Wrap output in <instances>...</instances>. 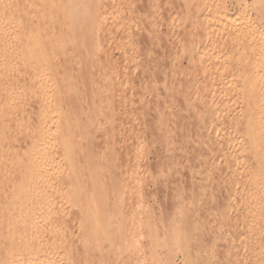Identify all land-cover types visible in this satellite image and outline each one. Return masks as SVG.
I'll list each match as a JSON object with an SVG mask.
<instances>
[{"label":"bare ground","instance_id":"bare-ground-1","mask_svg":"<svg viewBox=\"0 0 264 264\" xmlns=\"http://www.w3.org/2000/svg\"><path fill=\"white\" fill-rule=\"evenodd\" d=\"M201 1L202 0H195L194 2L200 5L202 3ZM194 2L190 5L192 6ZM154 3L155 0H0V264H94L92 262H96L94 259L95 255L93 256L92 253H90L92 247L98 248L100 252L99 256L100 259L102 256V260H104V257H109L107 255L111 254V251L114 249V251L118 252L122 260L121 263L124 264V235H126L125 233L129 229L134 230L143 227V225L145 226L146 223L150 222L153 218H162L164 217L163 215L167 216L169 219L172 218V220H170L174 222L180 215L182 218V215H188L190 213L193 215L196 213V210L194 211L191 207L187 208L183 202L186 196L184 198L180 192H185V189L182 190L183 187H181V191L179 188L176 189V187L175 189L180 191L175 190L177 193L173 189L175 186L180 185L182 178H184L182 173L183 171H187V168L183 170L185 166L188 165L190 171L194 166H197V164L195 165L196 161L193 163V159L198 158L196 157V153L200 149L198 147L195 149L194 145L200 148L206 146V152L207 154L211 152V157L212 153L220 154L222 157L221 154L225 153L224 149H226L224 146H228V142H231V139L234 142L236 141V144H229H233V149L229 147L232 149L231 153L228 151L229 154L227 153L228 155H226L225 153L222 157V172H224L223 175L228 174L227 177L229 175L232 177L238 172H236L238 160L240 158L244 159L245 165L241 166L242 171L240 173V176L244 179L240 178L238 175L239 173L237 174L238 176H236V179L239 177L241 180H244H239L241 185L242 182L244 183V187L241 186L243 188H240L241 190L243 189L242 196L240 198L238 197V200H241L240 205L242 204V213L236 210V207L240 206L238 201H235L237 203L236 205L233 202L232 211L238 212L237 219H240L239 216H241V219H243L240 220L241 222H244V219H246L244 224H246L245 231L248 235L253 231L250 229L252 223L251 216L255 214L252 211L254 207L251 208V206L257 200L258 204L255 206H264V190L261 192L257 191V189H259L257 187L260 183H262V185L264 184V159L260 149L257 152L255 151V148H259V146H257L258 142L262 141L261 139L264 138L262 134V132L264 133V127H262V125L264 126V122L261 124L259 120L254 121L255 118L252 110L254 107L251 100L248 104L244 103L247 105V107H245L247 111L244 110L243 120L238 117L242 121L234 117V119L232 118L230 120L231 122L227 120L229 123L225 127L222 125L224 120L221 122L222 124L216 122L215 117L219 113L222 114L224 111V109L223 111L221 109L222 104H220V106L210 105V108L208 103L204 105L201 101V98H203V96L206 97L207 94V98L209 97L213 100L216 93V88L212 87V85V88H210L211 90L209 89L210 91L205 90L207 89L205 87L208 86L209 80L207 79V84L204 82L207 76V69L202 67H206L207 63H212L211 58H213V56L206 46H202L203 44H200V48L197 52L191 55L192 61L189 63L191 66L188 65V68L182 70L183 74L185 73V75L189 74L188 76H191V80H197L198 77L196 78V76L198 75L202 77L201 79L205 77L203 79L204 83H199L200 85L197 84L196 95L191 98V100L188 99L187 102H185L187 104L186 107L189 105V108H192V111L189 108H185L188 109L186 110L188 113H190V111L193 113V115L190 113L191 116H194L191 123L194 125L192 128H197L199 130L196 129L198 132L194 130V137H192L193 133H189L188 130L185 134L189 136L188 138L190 141L193 139V141H195L190 143L192 145L194 143L191 150H194L193 152L196 151V153L193 155V152H190L195 157L193 159L191 158L192 155L190 156L191 159L189 157H183L184 159L188 158L186 162L183 159L184 163L187 164L185 165L183 163V168L180 165V161L179 164L178 161L177 164L173 162L174 160H179L178 158H174V160L171 159L175 165H180L179 167L182 168L179 169L178 166L174 165V167H178L180 171L182 170L181 173L179 170H176L177 168L171 166L173 170L175 169L179 172L178 177L180 178L182 176V178L181 181L179 179V184H177V172L175 175L177 179H174L175 176H173L174 178L170 177L174 179H171L174 182L170 180L169 186H171V183L172 186L169 187V191L171 192L172 188L175 192L174 194H177L175 195L176 199L174 198L176 201L174 200L171 202L172 204L174 203V205L171 204V206H173L172 213L170 209H168L171 213L169 214L170 217L156 210L154 207H147L148 198L156 195L158 192L155 187L159 189V185H162L161 176H163L162 174L164 171V168L162 169L164 166L163 164H166L165 169H172L169 167L170 165L167 166V163L164 162L165 159L176 157L175 153L178 155L179 152L177 153L175 148L182 144L180 142H178L180 143L178 145L173 143L175 147L171 146V144H164L165 152L168 150V152L175 151V153L173 152L172 156L169 154L170 152H166L169 156L165 157V159L162 158L164 159V163H162V160L156 159L155 161H157V163L160 162L158 164L153 163L156 164L154 165V169H156L154 173L151 172L152 174L147 176L143 174L145 169L144 165L148 163L144 162L148 155L145 153H148L147 150H149L151 145L147 143L153 140L152 143L161 145L164 140L170 139V136L173 142H176V140H183L184 143L189 142L188 139H184L187 138L186 136L181 137L182 140H178L181 134L184 135L183 131L179 128L176 129L181 131L178 130L180 134L173 133V137V135L169 133L171 125L177 121L175 122L173 120L174 123L172 124L173 113L172 117L170 116L171 118H169L168 114L171 113L170 111L168 114H164V112H160L159 114V111L163 109L162 107L158 112L155 111L156 114L158 113L157 115H159V117L156 115L157 118H161V120L158 119L159 122L157 121V123L165 120L164 115L167 116L169 120H165L163 126L161 124L162 122L160 123L161 125L157 123L151 124L150 122L151 129L153 128L152 125H154V130L152 129L153 131H151L148 127L150 124L147 125L146 128L148 129L145 130L148 131L150 129L149 132H147L148 134L146 133L149 135L147 142V139H144L147 136H145L144 132L146 131L143 130V128L145 127L144 124H147L149 121L148 116L150 113L148 110V103L146 105L145 101L141 102L140 100L141 103L145 102V106L148 107L147 111L145 109L146 107H141L142 110H134V112L140 113L145 109L148 113L145 114L142 112L140 115L135 113L139 115H136L137 119L131 118V115L133 116L134 113H131L129 118L125 116L126 119L124 120L127 122V125H125L126 132H124L125 129H121L123 126L120 119L116 121V118H119L117 115L120 114L117 111H121V108L116 110L115 107L118 108V105L120 107L122 104L119 99L118 102L116 101L119 95L124 96V93L120 94L122 92H118L121 90L120 85L118 88V84L121 83V77L126 74L128 68L132 69L133 66H135L137 69L140 66L139 63V66L134 65L137 64L139 60L142 61L141 58L138 57L140 56L139 53L135 55L137 49H139L138 51H140V49L143 50V48L147 50V48H145L147 45L148 50L149 48L152 49L153 44L151 45V43H153V38L155 39L159 36L157 33L158 30L155 28L154 30L156 31H154L151 28L152 26H156L153 24L157 17L155 15L157 12L155 13ZM171 3L173 2H170V4ZM187 3L189 4L190 2ZM191 6L190 9H192ZM213 6H215V4ZM194 7H196V5ZM147 30L151 31H149V35ZM146 38L149 40H146ZM157 39L155 41H157ZM143 40H146V43L150 41V43L145 45L146 43L143 42L145 46L142 47L141 43ZM200 41L202 40L200 39ZM199 42H196V44L199 45ZM149 51L151 52V50ZM116 52L119 54V58L121 56L123 59L120 61L128 59L133 62L126 61V65L132 63L133 66L131 68V64H129L127 68L123 65V69L126 68V71L124 70L122 74V69L118 66L120 64L117 63V65L115 63V58L119 61L114 55ZM143 64L144 62L141 65ZM210 64L208 65L210 66ZM141 67L143 68V66H140V68ZM125 89L123 90L125 91ZM125 96L121 97L122 100L125 99ZM125 100L123 102H125ZM203 101H205L204 98ZM138 102L137 104H139ZM141 103L139 104L140 106H142ZM121 106L123 107V105ZM137 108H139V106ZM165 110H167V108H165ZM142 114H145V116L147 115L144 117L147 118L148 121L143 119ZM140 116L142 118H140ZM142 119L145 120L146 123L142 121L139 122V124H142H140L141 127L139 128L134 123ZM194 120L197 121V126H195L196 123ZM166 123L167 125L170 123L169 129H167L168 126ZM119 124H121V126H119ZM155 124L156 126L158 125V127H155ZM143 125L144 127H142ZM212 125H216V130H218L217 134L214 133L215 135L211 132L212 130H209ZM119 128L123 130L122 137H125V135L128 137V142L124 141L123 152H130L127 154V157H130V160H128L129 158L127 160L130 162H126L127 160L124 162V159V166L122 169L119 168L120 163H117V160L121 158L120 155H122L120 154L119 147L117 160L115 156L117 150L116 144L120 145L122 140ZM155 128H157V130H155ZM240 129H242L240 132H242L244 136L237 132ZM172 130L176 132L173 126ZM172 130L170 129V131ZM137 131L143 134L139 135ZM238 133L241 135L242 139L237 137ZM176 134L180 136L178 135L179 138L175 140L173 138L177 137L175 136ZM228 135H232V137H228ZM119 137L121 140H119ZM98 138H102L103 148L100 147L99 149L97 147L100 144L102 145V143H98L99 145H96L97 148L94 145V148L97 149L96 152L94 151L95 149L93 150L92 145L101 140H98ZM125 139L126 137L124 140ZM22 140L25 145L23 144L24 147L22 146L23 148L20 150ZM172 140L170 142H172ZM240 140H243V142H239ZM263 141L261 143H263ZM18 143H21V145L19 146ZM90 145L92 147L91 150L88 148ZM121 146L122 144L120 147ZM187 147H190L188 143L186 144V148ZM182 148H185L184 144ZM229 148L227 147V149ZM189 150L190 149L187 151ZM245 151H247L248 154H245ZM165 152L164 155H166ZM183 154L185 155L182 156L190 155L189 153H187L189 154L187 155L186 152ZM123 155L124 157L126 156L125 154ZM220 156H218V158ZM124 157L122 156V159ZM191 160L194 164L193 166L191 163L193 167L189 166V163H187V161L191 162ZM120 161L121 159L119 162ZM200 161L202 160H198L197 162ZM204 161L203 167H198L199 169L195 167L196 170L194 172L198 176L192 174L193 171L190 172L188 170L191 173L189 174V176L191 175L190 178L192 177L191 180L187 183L186 181L185 183H182L183 181L181 182L182 184L188 185L189 182H191V188L188 187L190 188L189 190L192 196H194L192 201L195 199L196 202L201 200L197 195H203L204 187L208 188V184L206 185V183H208L206 182L207 178L212 176V179H216L217 177L215 171L213 172L212 169L211 171L215 173L214 176H216L213 177V175H211L212 173H209L210 167L208 166H211V163L207 160ZM211 162L214 165L212 160ZM173 163H171V165ZM200 163L202 166V162ZM219 164H221L220 161ZM198 166H200L199 163ZM205 166L209 168V172L204 169ZM217 167H219L218 164ZM202 168L203 171L206 170V173H209L210 176L209 174H204V172L201 171ZM170 169L168 171H171ZM218 169L219 168L215 170L219 172ZM187 174L188 173H186V175ZM195 176L197 179H195ZM168 183L166 185V183L163 182L164 187L168 186ZM255 183H259L258 186L255 185ZM235 187H237V185ZM255 187L257 189H255ZM153 188H155V190ZM161 189L159 191H161ZM172 193L170 194L172 195ZM206 193L208 192L206 191ZM170 194L167 195L170 196ZM174 194L171 199L174 197ZM180 194L181 198L178 197ZM183 194L187 195V193ZM233 196L235 197V195H232V197ZM225 197L228 199L232 198L231 195L228 196V194ZM228 199L225 200L226 204L225 201L223 202L225 205H227ZM198 202L201 204V201ZM214 204L212 205L213 207ZM225 205L222 207L225 208ZM230 212H226L227 214L224 212L223 214H225L226 217L229 214L232 216ZM235 215L236 214H234V216ZM234 216L232 217L234 218ZM196 217H198V215ZM222 218L225 219V216ZM254 218L256 219V217ZM255 219L253 222L256 221ZM222 221H220V223ZM225 221L228 222L227 220ZM262 227H264V225ZM112 234L115 236L118 235V239L109 245H105L106 242H103L105 237ZM248 241L251 242L250 237ZM248 241L246 240L244 245L247 244L249 245L248 247H250L252 243L249 244ZM104 250L107 251L105 252ZM131 252L132 251L128 253L129 256ZM100 263H102V261H100Z\"/></svg>","mask_w":264,"mask_h":264},{"label":"rangeland","instance_id":"rangeland-1","mask_svg":"<svg viewBox=\"0 0 264 264\" xmlns=\"http://www.w3.org/2000/svg\"><path fill=\"white\" fill-rule=\"evenodd\" d=\"M169 1L173 2V3L170 4ZM169 1H167V0H162V1L161 0H158V1L155 0V3H154L155 13L156 12L158 13V14L156 13L155 15L158 18L156 17L157 22L156 21L153 22V24L156 26H154V27L152 26L151 28H152V30H154L155 28H156V30H158L157 33L159 34V36H157V38L158 37L159 38L158 39L153 38V43H151V45L153 44V47H152V49L149 48V50H151V52L148 50L147 44L150 43V41L148 43H146L147 42L146 40H149L147 38L145 40L146 42L143 40L141 43L142 47L147 45L145 47V48H147V50L146 49L144 50V48H143V50L140 49L141 52L138 51L139 49H137V51L135 52V55H137L139 53V55L141 56V54H142L141 57L140 56H138V57L141 58V60L144 62V64L141 65L143 62L138 59L139 62H137V64H134V65L139 66V64H140V66H143V68L142 67L140 68V66H139L136 69V67L133 66V64H132L133 63L132 61H129L128 59L124 60L125 62L120 61V60H123L121 58V56H120V58H121L120 59L119 54L117 52L116 53L118 55L116 53L114 54L120 61V63H119V61H117L115 58L116 64L118 63L121 66L125 65L126 67H127V65L129 67V64H131L130 65L131 68L133 66L132 69L127 67L129 70L127 69V71H126V68L123 69L124 66L121 67L120 65L117 64L122 69L121 74L124 73V70L126 71V74H124L123 77H121L123 80L121 79V83L118 84V88L120 85V89H121L118 92H122L120 94L124 93V96L126 95L125 96L126 100L125 99L122 100L121 97H124L123 95H121V96L119 95V98H117V101L115 100L116 102H118V99H119V101L122 102L121 105H123V107L121 105H120V107L118 105V108L115 107L116 110L121 108V111L119 110L120 112L117 111L120 114L119 115H117L118 113L116 114L117 117L119 116V118H116V121L118 119H120V122L123 126V128H121V129H125V127H126L125 125H127L126 120H124V119H126L125 116L129 118V115L131 113L132 114L134 113L133 116L131 115V118L137 119L136 115H138V114L140 115V113H142V112H144L145 114L148 113V112H146L147 108H148L145 106V102H146V105L148 103V106H149V108H148L149 113L152 115L149 114V116H148L149 121H148V119L145 118L147 115L145 116V114H142L143 119H146V121H148L147 124H144L145 127H144V125L142 126V127H144L143 130L148 129L146 127L148 124H150V122H151V124H154V123H157V121L159 122V120H161V118L160 119L157 118V116L159 117V115H157L158 113L156 114V112H158L160 109L163 108L161 111H159V114H160V112H164V114H166V113L168 114L171 112L170 113L171 115L170 114H168V115H169V118H171L172 113H173L172 124L174 123V121L178 122V123L177 122L176 123H177V126H179V127H177L176 123H174L175 125L174 124L171 125V128H170V123H168L169 125H167V123H166V125L168 126L167 129L170 128L172 130V126L175 127L174 131H176V132H173V130L170 131V129H169V133L171 135H173V137H174L173 133H179L180 130H182L184 133V135L181 134V136L179 135L180 133L178 134L180 136V138L186 136L185 134L187 133L186 132L187 130L189 131V133H193L192 134L193 136L192 135L191 136L194 137V130L197 131L198 129L196 128L197 129L196 130V129L192 128L194 126L193 124H191L192 120L194 118V116H191V114L193 115V113H191L192 108L191 107L189 108V105H188V107H186L187 104L185 102H187L188 99L191 100V98H193L196 95V93H197L196 90L198 87L197 84L202 83L203 79L205 77L203 79H201L202 77L198 75V76H196V78L198 77L197 80L196 79L191 80L192 79V78L190 79L191 76H188L189 74L188 75L187 74L185 75V73L183 74L182 70H184L185 68H188V65L191 66L189 64L192 61L191 55L193 53L197 52V50L200 48L199 47L200 44H203L202 46H204V47L206 46L207 49H209L210 54H212V56H213V58H211L212 63L211 62H210L211 64L207 63L206 67H202V68L207 69V76L205 78L206 81L204 79V82L206 83L207 79L210 82V83L208 82V86L205 87L207 89H205V90L210 91L211 90L210 88H212V87L216 88V91H215L216 93H215L214 98H213L214 101L209 97L207 98V96H208L207 93H206L207 94L206 97L203 96L206 103H205V101H203V98H201V101L204 103V105L208 103L209 106L210 105L220 106V104L223 105V108L221 105V109H222V111L224 109V111L222 112V114H220V113L218 114L219 117H218V115L215 117L216 122H219L220 124L223 123L222 125L225 127L229 122H231L230 120L232 118L234 119V117L237 120L239 119V121L241 120L240 118H242V120H243V118H244L243 113H245V111H247L246 110L247 108L245 109V107H247V105H245V104H248L252 101L251 103L254 107V109H252L253 115L255 118L254 121L259 120V122H261V124H263V122H264V0H225V1L224 0H219V1H217V0H202L201 2L203 4L201 3L200 5H199V3L196 4L194 2L195 0H179V1L178 0H169ZM156 2H157V6H156ZM165 2H167V3H165ZM187 2H190V3L188 4ZM192 2H194L192 5L193 7L190 5ZM184 3H185V5H184ZM209 3L210 4L212 3V4L210 5ZM165 4H167V5H165ZM214 4H215V6H213ZM195 5H196V7H194ZM190 6L192 9H190ZM208 6H209V8H208ZM199 8L202 10H200ZM174 12L176 15L174 14ZM156 30H154V31H156ZM200 30H201V32H200ZM149 31L147 32L148 35L150 34ZM180 33H181V35H180ZM146 34H145V36H146ZM156 39H157V41H155ZM200 39L202 41H200ZM169 41H171V42H169ZM143 42H145L146 44L144 43L145 44L144 45ZM196 42H199V45H197ZM138 45H140V44H138ZM137 47H140V46H137ZM157 47H159V48H157ZM151 55H154V56H151ZM177 55H179V56H177ZM153 57H156V58H153ZM127 60H128V62H132V63H129L126 65ZM121 63H123V64H121ZM151 64H152V66H151ZM208 64H210V66ZM176 67H178V68H176ZM180 67H181V69H180ZM209 68H210V70H209ZM180 71H181V73H180ZM182 76H184V77H182ZM175 83H176V85H175ZM211 85H212V87H211ZM121 86H122V88H121ZM131 88H132V90H131ZM134 88H135V90H134ZM123 89H125L126 93ZM133 91H134V93H133ZM132 95H133V99H132ZM208 99L209 100L211 99V100L209 101ZM124 100H125V102H123ZM140 100H141V102L145 101V102H143L144 104L141 103ZM120 102H119V104H120ZM137 102L139 104L141 103L142 106L137 104ZM256 102H257V104H256ZM184 103H185V105H184ZM253 103H255V104H253ZM136 106L137 107L139 106V108H137ZM209 106H208V108H209ZM141 107L142 108L146 107L145 108L146 111L144 109L140 113L134 112V110L135 111L136 110L140 111V109L142 110ZM206 107H207V105H206ZM165 108H167V110H165ZM185 108H189L191 110L190 111L191 114L188 113V111H186L188 109H185ZM210 108H211V106H210ZM135 113H138V114H135ZM142 117L140 116V118H142ZM238 117H240V118H238ZM128 118H127V120H128ZM164 118L166 121L169 120L168 117L165 115H164ZM143 119L140 121L138 120L134 124H136V126H138L140 128L142 124L140 123L141 124L140 125L139 122L142 121V122L146 123V121ZM225 119H226V121H225ZM227 120H229V122ZM170 121H168V122H170ZM194 121H193V123H194ZM161 122L162 121H160V123ZM163 122L161 123L162 126H163ZM160 123H157V124H160ZM195 123H196L195 126H197V121H195ZM121 124H119V126H121ZM137 124H139V125H137ZM151 124L148 126L150 129H151ZM183 126H184V128H183ZM215 126L212 125L209 128L210 131L212 130L211 132H213V134L214 133L217 134V132H218V130H216ZM152 127H153L152 129L154 130V125H152ZM155 127H158V125L156 126V124H155ZM262 127H264V126L262 125ZM176 128H179L180 130L176 129ZM121 129L119 128V131L121 132L120 137L122 138V140L120 137H119L120 138L119 140H121V144H122L121 147L122 148L120 147L121 144L120 145L116 144L117 147L116 146L115 147L117 148V150L115 152V154H116L115 156H116V160H117L118 159V156H117L118 155V147H119L120 152H121V153L120 152L119 153L122 155H120L121 158L119 157L121 159V161L119 162L120 159H118L117 163H120L119 168L122 169V167L124 166L123 160L125 159L124 162L128 158H129L128 160H130V157H127V154H129L130 152L129 153H128V151L127 152L125 151L126 153L123 152V149H124L123 144H124V141L128 142V137L125 135L126 139L124 140L125 137H122V134H123L122 131L123 130H121ZM152 129H151V131H153ZM143 130H142V132H143ZM149 130L148 131L145 130L146 132H144V133H145V136H147V137H145L144 139L149 138V135H147L148 134L147 132H149ZM155 130H157V128H155ZM240 131H242V129H240L237 132L241 133V135L244 136V134H242V132H240ZM124 132H126V129ZM137 132H139V131H137ZM142 132L141 133L139 132L138 134L139 135L143 134ZM238 134H237V137L241 138V135L240 134L238 135ZM262 134L264 136L263 132H262ZM178 135L176 134L175 136H177V137L173 138V139H175V140L178 139L179 138ZM229 136L232 137V135H228V137ZM143 137H144V135H143ZM186 137L187 138H184V139H188L189 142L185 141L186 143H184L182 138L181 139L179 138L178 140H182V141L176 140V142H177V144H176V142L175 141L173 142L172 137L170 136V139L168 138V139H166V141L164 140L165 143L162 140L163 144H161V145L156 144V143L155 144L152 143L153 140L148 142V139H147V142H148L147 144H151V145L149 147V150H147L148 153H145V154H148L146 156L147 158L145 159L146 161H144V160L143 161L146 163L148 162L147 164H149V165H147V164H145L147 166L144 165L145 169H144L143 174L144 175L146 174L147 176H149V174H152L151 172L154 173V171L156 169V168L154 169V165H156L160 162L159 161L157 163V161H155L156 159L162 160V163H164V162L167 163V166L170 165L169 167H171V166L174 167V165L177 164V161H178V164L180 161V165L182 166V168H183L184 164L187 165L186 163H184V161L186 162V160L188 158L184 159L183 157H189L190 158V156L192 155L190 151H192V152L194 151V150H191L194 143H193V145L190 143H192V141L194 139L192 138L193 140L191 139L192 141H190V139L188 138L189 136H186ZM99 139H101V140H99ZM263 139H261V140L263 141ZM23 140H25V139H23ZM23 140L21 141L22 145H21V143H18L19 146L21 145L20 150L25 145ZM98 140H97L98 141L97 143L95 142L92 145L93 150L95 149L94 145L96 147V145H99L98 143H102V145L100 144L101 146L99 145L97 147L99 149H100V147L103 148L102 138H98ZM156 140H158V139H156ZM167 140H168V142H167ZM171 140H172V142H170ZM122 141H123V143H122ZM232 141L233 140L231 139V142L230 141L228 142V146L227 145H226V147L224 146V148H226V149H224L226 155L231 153V151L233 149V147H232L233 144L234 145L236 144V141L235 142L234 141L232 142ZM241 141L243 142V140H240L239 142H241ZM262 141L258 142L257 146H259V148L258 147L255 148L256 149L255 151L257 152L260 149L261 153L263 154V159H264V141H263V143H261ZM18 142H20V141H18ZM178 142H180L182 144L179 145L178 147H176L175 150H177V153L178 152L180 153V154L178 153V155H180V156L176 155L175 151H173L175 153L176 157H173L170 159H167V158L165 159V157L169 156L166 153V152H168V150H166V152L164 151L165 145L171 144V146L175 147V145L180 144ZM193 142H195V141H193ZM119 143H120V141H119ZM159 143H160V141H159ZM187 143H188V146H190L189 148L188 147L186 148ZM231 143H233V144L229 145ZM16 144H17V142H16ZM147 144H146V146H147ZM183 144H184L185 148H182ZM194 146H195L194 147L195 149H197V147L200 149V150L198 149L199 153L198 152L196 153V151L193 152V155H195V153H196L198 155V156L196 155V157H198L200 159L194 158L195 156H193V155L191 157L192 159L194 158L193 163L196 161L195 165L197 164V166H194V164L192 163V160H191V162L187 161V163H189V166H191V163H192V165L194 167L191 166L193 168L190 171L188 169V165L185 166L183 170H186V168H187V171H185V172L183 171V173H184L183 174L182 170L181 171L179 170L181 168V167H179L180 165H175V166H178L179 169H178V167H174V168H177L176 170L177 171L179 170V172H181L182 175L184 176V178H182V176L180 175L181 177L179 178L178 177L179 172H177L175 169L173 170V167H171L172 169L169 168L171 171H168L169 169L168 170H167V168L165 169L166 164H163L164 165L163 167L161 165L162 169L164 168V171L162 174L163 176H161L162 185L161 184L159 185L160 186L159 189H158V187H155V188H157L156 190H158V192L156 195L148 198L147 207H154L156 210L161 211L164 214H167L169 216V214H171L173 211V206H171V204H172L171 202L176 199L175 195H177L174 193L176 191H179L176 189H178V188L180 189L181 187H183L182 190L185 189L184 190L185 192L179 191L183 195L184 198L186 196L185 199H183V197H182L183 202L187 208L191 207L192 209H194V211L196 210V213L193 212V213H195L193 215L191 213L188 215H182V218L180 215L175 220L173 219L174 222L171 221L172 218H170L171 219L170 220L167 216L163 215L164 217H162V218H160V217L153 218L152 220H150L151 223L148 222V223H146L145 226L143 225V227H140V228H137L134 230L129 229L130 231L128 230L125 233L126 235H124V264H264V256H263L264 255V239H263L264 238V227H262L264 225V208H263L264 206H258V205L255 206L256 204H258V202H257L258 200L256 202H254L251 206V208H253V207L255 208V209L254 208L252 209V211L255 215H253V213H252V215L254 217H256V219L253 216H251L252 223H251L250 229H252L253 231L250 232L251 233L250 235H248V233H246V231H245L246 230V228H245L246 224H244V223L246 222V219H244V222L242 221L243 223L240 221V220H243V219H241V216H239L240 219H237L238 218L237 213L239 211L240 212L242 211V204L240 205L241 200H238V199L242 196V193H243V189L241 190L240 188L244 187L243 186L244 183L242 182V185H241V182H239V180H241L240 178H242V176H240V173L242 171L241 166L245 165L244 159L240 158L237 162L238 168H240V169H238V168L236 169V172L237 171L238 172L235 175H233L232 177H231V175H229L227 177L228 174H224V175H226V176H224L223 175L224 172H222L223 171V168H222L223 167L222 166L223 161L221 159H223L222 157L225 155V153L221 154L222 157L220 156V154L212 153V157H211V155H210L211 152L208 153L209 155L206 152L207 151L206 146L205 147L202 146V148H200L197 145H194ZM227 147L228 148L230 147L232 149H230V148L227 149ZM88 148L91 150V148H92L91 145ZM18 149H19V147H18ZM147 149H148V147H147ZM180 149H181V152H180ZM183 149L184 150L186 149V150L184 151ZM188 149H190V150L187 151ZM96 150L97 149H95L94 151H96ZM144 150H146V149H144ZM99 151H101V150H99ZM171 151H172V148H171ZM182 151H183V153L186 152V154L189 153L190 155L187 154L189 156H182V155H185L182 153ZM228 151H229V153H228ZM164 152L166 153L167 156L164 155ZM173 152H170L169 154L173 156ZM202 153H203V156H202ZM123 154H125L126 156L124 157ZM241 154H243V153H241ZM245 154H248V152L245 151ZM245 154H243V155H245ZM217 155L220 157L218 158ZM56 156H58V155H56ZM122 156L124 157L123 159H122ZM181 156H182V160H181ZM159 158H161V159H159ZM162 158H164L165 161ZM174 158H176V159L178 158L179 160H174ZM244 158H246V157H244ZM171 159L174 160L173 161L174 163L175 162L176 163L174 164L171 161ZM183 159H184V161H183ZM196 159L202 160V161H200V162H202V166H201V163L197 162L198 160H196ZM203 159L205 161L207 160L209 163H211L210 164L211 166L207 165L208 167H210V172L208 171L209 170L208 167L205 166L204 169H206L210 174L212 173L211 175H213V177H215L217 175L218 178L216 177V179L215 178L212 179V176H210L209 173H206L207 172L206 170L203 171V168L201 169V171L204 172V174H206V175L209 174L210 177L207 176L209 178V179L207 178V180L205 178L206 182H208V183H206V185L208 184V188L204 187V191H203L204 193H202L203 195L200 194L202 196V198L200 195H197L201 199V200H198V201H201V204H200V202H198V201L196 202L195 199H193V201H192V198L194 196H192V194L189 190L191 188L190 187L191 182H189V185L188 184H182V183H185V181L187 183L188 181L191 180L192 177L190 178L191 175L189 176V174H191L190 172H192V171L194 172L196 170V168H198V167L200 168V167L204 166V163H203L204 160ZM210 159L214 162L215 166L212 164ZM128 160L126 162H130ZM169 160H170V162H169ZM219 161L221 162V164H219ZM245 161H246V159H245ZM153 163H156V164H153ZM171 163H173V164L171 165ZM198 163L200 166H198ZM217 164L219 167H217ZM117 167H118V165H117ZM213 167H215V168H213ZM217 168H219L218 169L219 172L216 171ZM211 169L213 170V172L215 171V173H216L215 176H214L215 173H213L211 171ZM174 171H175V173H174ZM176 172H177V178H178L177 181L178 182L176 180L175 181L177 182V184H179V179L181 181V178H182L183 182L182 181H181L182 183L180 182L181 186L180 185L175 186L176 182H175V184L173 183L175 186V187L173 186L174 187L173 189H174V191L175 190L176 191L174 192L171 188V192H170L169 187L172 186V183H171V186H169V185H170V182L172 181L171 179L174 178L173 176L176 175ZM193 172H192V174H196L195 172L194 173ZM186 173H188L187 174L188 176L186 175ZM172 174H174V175H172ZM237 174L240 176V178L237 177V179H236V176H238ZM206 175H203V176H206ZM234 176H235V178H234ZM170 177H173V178H170ZM186 177H187V180H186ZM159 178H160V176H159ZM177 178L175 176L174 179H177ZM195 179H197L196 176H195ZM242 179H244V178H242ZM168 181H169V183H168ZM212 181L214 182V184ZM241 181H244V180H241ZM163 182H165L166 185L168 183V186H166L167 188L164 187ZM172 182H174V181H172ZM225 182L227 185L225 184ZM239 183H240V185H239ZM211 184H213V185H211ZM235 184L237 185V187H235L236 186ZM258 184L259 183H257V184L255 183V185H257V186H258ZM161 186H163V187H161ZM178 186H180V187H178ZM185 186H186V188H185ZM241 186H243V187H241ZM194 187H195V184H194ZM256 187H255V189L259 188V189H257V191L261 192L264 190V184L262 185V183H260V185L257 188ZM155 188H153V189L155 190ZM161 188H163V189H161ZM205 188H207V189H205ZM209 188H212V189H209ZM160 189L162 192L159 191ZM166 189H167V191H166ZM230 190L233 192H231ZM206 191L208 193H206ZM170 193H172V195L174 194V197L172 198L173 200L171 199L172 195ZM183 193H187V195L183 194ZM167 194H170V196ZM181 194L178 197L181 198ZM227 194H228V196L231 195V197H232V195H235L236 199L234 196L232 198H234L235 200L231 198L234 201H232L231 199H228L227 197H225V196H227ZM208 195L211 197H209ZM222 196H223V198H222ZM213 199L215 201V204L217 203L216 205L214 204ZM226 199H228V203H227L228 207H227V205H225ZM224 201H225V204L223 203ZM235 201L236 202L238 201V204L240 206H238L239 208L236 207V210L237 211L239 210V211L238 212L234 211L235 212L234 213L232 211V209H233L232 206L234 205L233 202L235 203V205L237 204ZM230 202H232V203H230ZM213 204H214V207L212 206ZM172 205H174V203ZM224 205L226 206L225 208H223ZM259 205H261V204H259ZM168 209H170L171 213ZM225 209H227V210H225ZM209 210H211V211H209ZM223 211L225 212V214H227L231 211L230 213L232 214V216H234V214H236L234 216V218L237 220H235L230 214L227 216L228 217L227 218L226 215L223 214L224 213ZM197 215H198V217H196ZM238 215H240V214H238ZM216 216H218V217H216ZM224 216H225V219L222 218ZM166 218H168L169 220ZM254 219L256 221L253 222ZM225 220H227L228 222H226ZM202 221H204V222H202ZM220 221H222V222L220 223ZM260 221H262V222H260ZM168 224H170V225H168ZM210 225H211V227H210ZM252 226H254V227H252ZM118 237H119L118 235L115 236L112 234V235L105 237L103 242L104 243L106 242L105 245H109V244L115 242L116 239H118ZM249 237L251 238V242L248 241ZM245 239L249 242V244L252 243L251 244L252 246L250 245V247H248L249 245H247V244L244 245V242H246ZM235 246H236V248H235ZM238 247H239V249H238ZM130 248H131V250H130ZM248 249H249V251H248ZM97 250H98V248H96V247H92V249H90V251H91L90 253H92L93 256L95 255L94 259L96 261V262H92V263L98 264V262H99V264H122L121 263L122 260L120 259L118 252L114 251V249L111 251V254L107 255L109 257H106V258L104 257V260H102L103 259L102 256L100 259V256H99L100 252H99V250L98 251ZM104 251L106 252L107 250H104ZM130 251H132L130 254L131 257L128 255V253ZM258 255H259V257H258ZM99 260L102 261V263H100ZM92 261H93V258H92Z\"/></svg>","mask_w":264,"mask_h":264}]
</instances>
